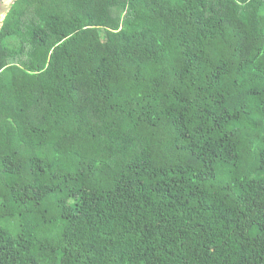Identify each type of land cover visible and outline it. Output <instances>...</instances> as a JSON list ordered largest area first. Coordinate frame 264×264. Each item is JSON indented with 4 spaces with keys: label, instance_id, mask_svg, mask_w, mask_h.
Instances as JSON below:
<instances>
[{
    "label": "trees",
    "instance_id": "obj_1",
    "mask_svg": "<svg viewBox=\"0 0 264 264\" xmlns=\"http://www.w3.org/2000/svg\"><path fill=\"white\" fill-rule=\"evenodd\" d=\"M0 264H264V0H14Z\"/></svg>",
    "mask_w": 264,
    "mask_h": 264
},
{
    "label": "rangeland",
    "instance_id": "obj_2",
    "mask_svg": "<svg viewBox=\"0 0 264 264\" xmlns=\"http://www.w3.org/2000/svg\"><path fill=\"white\" fill-rule=\"evenodd\" d=\"M14 0H0V24L1 21L6 13V11L8 10L10 4L13 2Z\"/></svg>",
    "mask_w": 264,
    "mask_h": 264
}]
</instances>
